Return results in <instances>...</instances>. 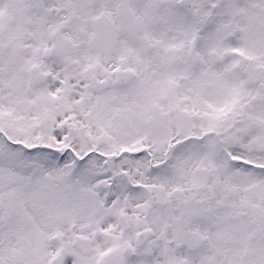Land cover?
I'll return each mask as SVG.
<instances>
[{"label":"snow or ice","instance_id":"snow-or-ice-1","mask_svg":"<svg viewBox=\"0 0 264 264\" xmlns=\"http://www.w3.org/2000/svg\"><path fill=\"white\" fill-rule=\"evenodd\" d=\"M0 264H264V0H0Z\"/></svg>","mask_w":264,"mask_h":264}]
</instances>
